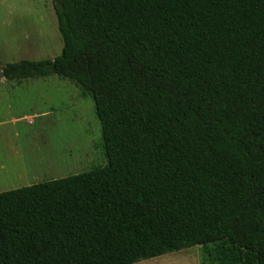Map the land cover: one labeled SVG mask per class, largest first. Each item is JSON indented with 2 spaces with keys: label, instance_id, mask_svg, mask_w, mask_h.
Masks as SVG:
<instances>
[{
  "label": "trees",
  "instance_id": "1",
  "mask_svg": "<svg viewBox=\"0 0 264 264\" xmlns=\"http://www.w3.org/2000/svg\"><path fill=\"white\" fill-rule=\"evenodd\" d=\"M51 3L60 54L3 78L76 85L106 162L0 192V264H264V0Z\"/></svg>",
  "mask_w": 264,
  "mask_h": 264
},
{
  "label": "rangeland",
  "instance_id": "2",
  "mask_svg": "<svg viewBox=\"0 0 264 264\" xmlns=\"http://www.w3.org/2000/svg\"><path fill=\"white\" fill-rule=\"evenodd\" d=\"M62 45L51 0H0V71L22 59L52 60ZM0 88L9 89L0 92L1 121L11 113H46L34 126L27 121L16 128L0 125V192L105 164L94 102L72 82L51 74L21 82L4 79ZM215 246L197 245L135 264H219Z\"/></svg>",
  "mask_w": 264,
  "mask_h": 264
},
{
  "label": "crops",
  "instance_id": "3",
  "mask_svg": "<svg viewBox=\"0 0 264 264\" xmlns=\"http://www.w3.org/2000/svg\"><path fill=\"white\" fill-rule=\"evenodd\" d=\"M3 80H4V78H0V81H3ZM1 91H3L2 94H5L6 92H9V89L0 88V92ZM5 104H6L5 107H7V109H11L12 108V104H10V103H5ZM45 115H46L45 112H43V113L33 112V113H30V114H25V113L24 114H12L11 113V115H10L8 120H6V121H1L0 120V125H2V124H6V125L10 124L12 127L16 128L18 124L27 121V122H25V123H27V125L34 126L36 124V120L40 119L41 117H43ZM10 129H11V131L13 130L12 128H10ZM11 131H8V134H11L12 133ZM14 135L18 136V133L16 132V129L14 130ZM1 169H5L3 165H1Z\"/></svg>",
  "mask_w": 264,
  "mask_h": 264
},
{
  "label": "water",
  "instance_id": "4",
  "mask_svg": "<svg viewBox=\"0 0 264 264\" xmlns=\"http://www.w3.org/2000/svg\"><path fill=\"white\" fill-rule=\"evenodd\" d=\"M4 74L2 71H0V77L3 78Z\"/></svg>",
  "mask_w": 264,
  "mask_h": 264
}]
</instances>
